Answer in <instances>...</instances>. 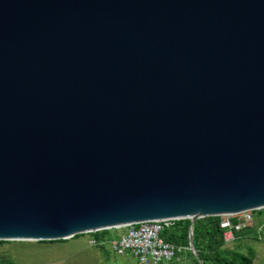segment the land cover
Returning <instances> with one entry per match:
<instances>
[{
  "label": "water",
  "instance_id": "obj_1",
  "mask_svg": "<svg viewBox=\"0 0 264 264\" xmlns=\"http://www.w3.org/2000/svg\"><path fill=\"white\" fill-rule=\"evenodd\" d=\"M264 208V0H0V240Z\"/></svg>",
  "mask_w": 264,
  "mask_h": 264
},
{
  "label": "rangeland",
  "instance_id": "obj_2",
  "mask_svg": "<svg viewBox=\"0 0 264 264\" xmlns=\"http://www.w3.org/2000/svg\"><path fill=\"white\" fill-rule=\"evenodd\" d=\"M252 215L255 216L253 227L259 239H254L253 233H249L241 238L240 243L253 246L256 251L255 264H264V215ZM125 230V227L113 229L99 246L89 243V239L94 237L93 232L77 234L61 241H7L0 243V254L10 256L16 264H138L135 256L118 254L112 249L110 239L120 237ZM237 244V240L228 242L229 246ZM189 261L181 257L162 264H190Z\"/></svg>",
  "mask_w": 264,
  "mask_h": 264
},
{
  "label": "trees",
  "instance_id": "obj_3",
  "mask_svg": "<svg viewBox=\"0 0 264 264\" xmlns=\"http://www.w3.org/2000/svg\"><path fill=\"white\" fill-rule=\"evenodd\" d=\"M252 212L264 215V208L253 210ZM239 220V217L233 218L234 223H238ZM220 221L221 216H205L195 221L194 243L198 250L199 258L189 249V230L191 225L189 218L175 220L174 225L162 232V236L167 241L188 247L181 253L180 258L182 257L185 261L188 258L190 264H255L256 251L253 246L240 243L241 238L249 233H253L254 239H259V235L253 227L254 225L243 229H234L235 240H237L238 244L229 246L224 237L225 229L220 226ZM254 222H256L255 216ZM113 229L116 228L99 230L93 232V234L98 240H106ZM5 242L7 241L0 240V243ZM0 264L16 263L10 256L0 254Z\"/></svg>",
  "mask_w": 264,
  "mask_h": 264
},
{
  "label": "built area",
  "instance_id": "obj_4",
  "mask_svg": "<svg viewBox=\"0 0 264 264\" xmlns=\"http://www.w3.org/2000/svg\"><path fill=\"white\" fill-rule=\"evenodd\" d=\"M252 213V211H245L238 215L221 216L220 226L225 229L226 242L235 240L234 229L254 225ZM234 217H239L238 223L233 222ZM175 220L177 219H158L126 226V232L123 235L110 239L112 249L118 254H132L137 258L138 264H162L173 259H180L181 253L188 247L167 241L162 236V232L174 225ZM90 242L100 244L104 240L92 238Z\"/></svg>",
  "mask_w": 264,
  "mask_h": 264
},
{
  "label": "crops",
  "instance_id": "obj_5",
  "mask_svg": "<svg viewBox=\"0 0 264 264\" xmlns=\"http://www.w3.org/2000/svg\"><path fill=\"white\" fill-rule=\"evenodd\" d=\"M125 232H126V230H125ZM72 238H73V237H72ZM92 238H95V237H91V238L89 239V243H90V244H92V243L90 242V240H91ZM102 244H103V243H100V244H93V245H98V246H99V245H102ZM128 254H130V253H128ZM131 255H132V254H131Z\"/></svg>",
  "mask_w": 264,
  "mask_h": 264
}]
</instances>
